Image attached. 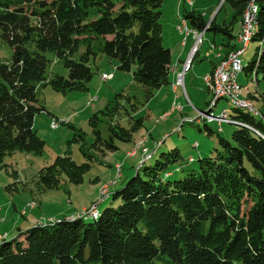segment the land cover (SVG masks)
<instances>
[{
	"label": "trees",
	"instance_id": "trees-1",
	"mask_svg": "<svg viewBox=\"0 0 264 264\" xmlns=\"http://www.w3.org/2000/svg\"><path fill=\"white\" fill-rule=\"evenodd\" d=\"M252 1L257 5L252 40L259 46L243 69L258 81V74L264 77V0H224L235 18H242ZM162 2L0 0V42L12 50L8 59L0 58V168L16 150L41 152L43 141L32 127L35 115L46 112L38 86L57 91L86 88L93 75L90 58L97 55L93 42L117 61L119 70L132 69L147 98L169 83L171 53L162 42ZM182 17L192 29L205 27L196 10H185ZM211 24L208 30L221 32L223 45L234 38L230 22ZM46 52L63 62L67 77L45 75L50 63ZM261 96L263 111L231 104L235 114L229 118L236 128L230 139L218 136V147L198 158L197 169L171 179V167L182 156L177 148L160 152L152 164L143 162L134 176L109 193L120 203L105 207L91 221L75 213L35 224L11 239L0 238V264H264V93ZM118 97L108 114L119 113ZM137 121L130 128L109 123V141L97 136L96 143L117 149L113 137L130 140L142 123ZM86 167L68 154L58 155L40 169L37 182L42 190L58 187L63 176L79 183Z\"/></svg>",
	"mask_w": 264,
	"mask_h": 264
},
{
	"label": "rangeland",
	"instance_id": "rangeland-1",
	"mask_svg": "<svg viewBox=\"0 0 264 264\" xmlns=\"http://www.w3.org/2000/svg\"><path fill=\"white\" fill-rule=\"evenodd\" d=\"M208 3H212V0L202 2V4ZM213 3L215 8L211 11L198 9L201 14L204 12L202 16L206 24L201 31H197L198 33L193 31L196 44L192 45L190 51H194V56L197 55L195 58L192 57L194 60L191 61L192 64L190 62L191 69L188 73L194 76L196 82L191 86L186 82L184 91L190 100L182 90L184 94L180 98L182 105L174 103L171 111L182 110V107L183 110L180 114L172 113L168 120L164 119L169 112L162 114V111L152 108L153 102L150 100L157 96L158 89L154 90L152 98H147L144 95V87L133 79L132 69L119 70L115 59L98 51L97 41L93 42L97 55L95 59L90 58L93 75L86 84V88L57 91L50 85L38 86L39 99L46 112L35 115L32 127L43 141V146L40 153L16 150L4 158L6 166L0 168V233L11 234L1 237L6 239L15 237L18 228L25 227L29 222H32L30 224L33 226L36 221L48 223L59 217L70 216L67 214L75 215L98 200L100 189L108 188L110 191L107 195H109L114 189L120 188L128 178L134 176L136 169L143 162H145L144 165L152 164L160 152L173 148L179 150L182 159L171 167L173 172L170 178L178 179L184 176L187 170L197 169L198 158L213 154L214 149L218 147V136L230 139L232 131L236 128L235 124L229 122L221 124L217 121L218 124L210 123L211 121L199 113V111H206L213 100L210 90L206 88L202 80L203 75L211 74L232 50L223 55L224 57H220L211 72L203 73L202 68H210L213 54L224 38L221 32L206 31L208 26L212 25V22L229 23L232 19L231 7L227 2L214 0ZM160 10L162 13V4ZM167 44L166 41L163 42L164 46ZM258 46V40L250 41L241 55V70L236 77L239 85L238 98L246 99L257 112L263 111L261 93H264V77L258 74V81H255L254 75L247 74L243 66H246ZM82 50L84 47L81 46L80 51ZM11 51L6 43L0 42L1 59H8ZM45 55L50 60L45 73L47 77L56 74L68 76L67 68L53 52H46ZM77 57L78 53L75 54V58ZM186 59L187 56L183 61L182 72L186 71ZM118 94L122 96L118 97ZM116 97H118L119 113L108 114L107 109L116 104L114 102ZM171 102L173 103L172 96ZM223 109L228 116L235 114L233 106L225 98L217 100V104L209 114L214 118L218 117ZM252 114L260 116L259 113ZM137 119H141L142 123L131 132L130 140L122 141L113 137V144L117 146V149L111 150L101 142L96 143L97 136H100L102 142L109 141L111 136L109 123L118 122L120 126L130 128L134 124V126L137 125ZM52 120L60 122L58 127L51 126ZM173 122L175 127L170 128L169 123ZM204 125H207L212 132H209ZM218 125H222L221 132L217 131ZM158 139L163 141L161 146ZM194 143H197V146L199 144V147L192 148ZM155 146L159 147L153 151ZM84 150L88 155H84ZM127 151L129 152L126 155ZM135 153L137 155L134 157L128 156ZM148 153L150 156L146 157ZM63 154H68L78 164H88L82 172L81 182L73 183L63 176L58 187L42 190L37 182L38 172L44 166L51 164L56 156ZM190 157L193 158L190 159ZM122 158L123 160L120 161ZM189 159L190 163H187ZM179 166H182V170L175 169ZM121 175L128 176L122 184L115 185L122 177ZM119 203L120 199L113 200L110 194L105 202L99 203L97 208L101 212L105 207L111 204L116 206ZM90 219L87 218L84 221H91Z\"/></svg>",
	"mask_w": 264,
	"mask_h": 264
},
{
	"label": "crops",
	"instance_id": "crops-1",
	"mask_svg": "<svg viewBox=\"0 0 264 264\" xmlns=\"http://www.w3.org/2000/svg\"><path fill=\"white\" fill-rule=\"evenodd\" d=\"M203 1L205 2V0H163V2H162V13H161L162 38H163V42L166 41V43H168L166 47H168L170 49V53H171L169 83L159 87L158 91L156 93L157 96L155 95V97H153L154 96L153 95L152 96L153 98L151 97L152 99L150 101L153 102V104H152L153 109L162 111L161 112L162 114L169 112V115H167L164 120H168V118L171 116L172 113H176V112H178L179 114L181 113V111L183 110V107H182V110L174 109L172 111H171V108L174 105V103H179L180 105H182L180 102V98L182 95H184L183 92L185 91V83L187 82L191 86L196 82V79L194 78V76L192 74L188 73V71L191 69V65H190L188 70H186L184 73V89L181 88L180 86H177L176 88L175 87L173 88V86H172V84L176 80V74L182 72L183 61L186 58L188 52L190 51V49L194 43V40H195V37H194V34L192 33V31L189 32L188 34H184L183 32H181V30L178 29V27L180 26L179 24H181V18H183L181 16L183 15V12L185 10L199 11L198 9H200L202 11H211L215 8V4L213 3L214 0H212V3H208V4H202ZM185 5L189 6V8L186 7ZM231 13H232V19L230 20L231 33L234 35V38H230L227 45H223L224 39H222V42L220 43L221 44L220 47L213 54V60L210 61V65H209L210 68L209 69L208 68L206 69V67L202 68L203 73H205L207 71L211 72L214 69V67L217 64L220 57L225 55L232 48H234V47L237 48V45L239 44L237 39H236V36H237L238 32L240 31L241 18L240 17H238V18L233 17V10L232 9H231ZM202 14H204V12ZM222 24H229V23H226L225 21H223ZM206 31H208V29ZM204 33L202 34V37H203ZM236 43H238V44H236ZM195 56H194V58H195ZM194 58H193V60H194ZM193 60H192V62H193ZM199 60H201V59H199ZM192 62H191V64H192ZM182 90H183V92H182ZM207 92H208V90H207ZM185 94H186V92H185ZM171 96H172L173 103L171 102ZM187 98L190 100L188 95H187ZM161 99H163V101ZM169 103H171V104H169ZM216 104H217V102H216ZM167 106H168V108L166 109ZM212 122H216V121H211L210 123H212ZM169 127L170 128L175 127V122H173L171 124L169 123ZM220 127H221V131H222V125H220ZM163 134L165 135V133H163ZM158 140L160 141L159 146H161L163 144V141L160 139H158ZM154 141H153V144H154ZM158 147L155 146L153 151H155V149ZM198 147H199V144L196 148H198ZM192 148H194V147H192ZM138 150H137V153H138ZM128 152L129 151L126 152V155ZM137 153H135L133 155H128V156L134 157L137 155ZM139 153H140V150H139ZM122 160H123V158L120 161H122ZM191 162H193V160ZM121 176H120L121 178L118 180V182L115 183V185L116 184L117 185L122 184L128 175H121ZM103 202H105V201H103ZM72 214L73 213L67 214V215H72ZM30 223H32V222H29V224L26 225L25 227H21V228L19 227L17 230V233L22 232V231L26 230L27 228L31 227L32 225ZM10 234L11 233H7V234L6 233L5 234L0 233V238H2L1 237L2 235L8 236Z\"/></svg>",
	"mask_w": 264,
	"mask_h": 264
},
{
	"label": "bare ground",
	"instance_id": "bare-ground-1",
	"mask_svg": "<svg viewBox=\"0 0 264 264\" xmlns=\"http://www.w3.org/2000/svg\"><path fill=\"white\" fill-rule=\"evenodd\" d=\"M249 8H250V11L248 12ZM247 12H248V29H247V31L245 32V35H244V44H245V47L243 48V52L247 48V46L249 45L250 41L252 40V36H253V34L255 32V28H256L255 17L257 15L256 14L257 13V5H256V3L254 1L248 3L247 7L245 8V10L243 12V15H242V18H241V23H240V31L237 34V41H238L239 45L241 43V35H240V32L242 31V21H243L244 17L246 16ZM178 29L181 30V31H184V21H183V18H181V25L178 27ZM190 30L192 32L193 31H196L195 33H198L197 30H195V29H191L190 28ZM197 43H198V41H197ZM242 53H241V55H242ZM236 54H237V48L232 49L228 53V55L225 57V59H222L221 60V63L216 66V68L214 69V71L211 74H209V73L206 74V75H209V77H210L209 78V82H205L206 88L210 90V92H211V94L213 96V100H212V102H211L210 105H213L220 98H225V99H227L230 102V104H232V105H234V106H236L238 108L239 107L245 108V109L253 112V108H252L251 104L246 99H240V98H238L237 90L239 88V85L237 84L236 80L234 82V94H235V96L237 97L238 100H243V101H237L236 99H234L233 97H231L228 93H220V88H221L220 70H221L222 67H224V64H225L226 60L234 59V57H235ZM191 61H192V57H190V62ZM241 61H242V59L240 58V60L237 61L236 62V65H235V79H236L238 73L241 70ZM177 80H178V76H176V82H174L172 84L173 88L174 87L176 88ZM199 113L204 118L208 119V121L214 120V121H217L218 123H220L221 121H223V122H229V123H234L232 120H230V118H229V116H228V114H227V112H226L225 109H223L222 112H221V114L218 117H215V118L212 117L209 114V111H199ZM59 124H60V122L58 120H55V125L57 127H58ZM193 147H195V143L193 144ZM106 189H107L106 187L103 188V189H100V191H99V198H98V200L92 206H94L95 204H97L98 201H101V197L103 196V194H104V192H105ZM107 196L108 195L106 193V195L104 196V199ZM98 205H99V203L97 205H95V212H92V214H91V210H83L80 213V216H82L84 218H96L97 215H98V212H99L98 211V208H97ZM50 221H52V220H50ZM36 223L37 224H42L41 221H36Z\"/></svg>",
	"mask_w": 264,
	"mask_h": 264
},
{
	"label": "built area",
	"instance_id": "built-area-1",
	"mask_svg": "<svg viewBox=\"0 0 264 264\" xmlns=\"http://www.w3.org/2000/svg\"><path fill=\"white\" fill-rule=\"evenodd\" d=\"M250 11V8L248 10V12ZM248 12L246 14V16L244 17L243 21H242V31L240 32L241 35V43L240 45L237 46V54L235 55L234 59H229L226 60L224 67L221 68L220 70V76H221V88H220V93H228L231 97H233L234 99H236L237 101H243V100H238L237 97L234 94V82H235V65L236 62L240 60L241 58V53L243 52V48L245 47L244 44V35L245 32L248 29ZM183 21H184V34H188L189 32H191L190 30V26L188 25L186 19L183 17ZM194 34V32H192ZM193 44H196V42L194 41ZM190 57H194V51H189L187 54V60H185V64H186V70L189 68L190 66ZM184 72L178 73V80L176 83V87L180 86L184 89ZM209 75H203V82L205 84V82H209ZM104 79H106V74H104ZM185 93V92H184ZM223 121H221L222 123ZM234 124V123H231ZM51 126L53 128H56L57 126L55 125V120H52L51 122ZM218 132L221 131V127L219 126L217 129ZM197 147V143H195V148ZM150 153H148L147 155H149ZM146 155V156H147ZM144 158V157H143ZM190 159H192L190 157ZM189 159V161H190ZM192 161V160H191ZM110 190L107 188L103 194V196L101 197V201L104 199V196L106 195V193H108ZM101 201H98V203H100ZM97 203V204H98ZM95 204V205H97ZM95 205L94 206H90L84 210H91V214L92 212H95ZM83 211V210H82ZM82 211L77 212L76 214H80Z\"/></svg>",
	"mask_w": 264,
	"mask_h": 264
}]
</instances>
